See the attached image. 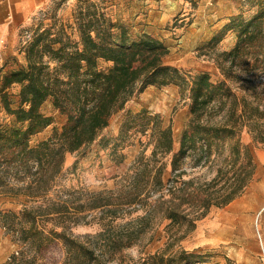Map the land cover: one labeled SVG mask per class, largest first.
<instances>
[{
	"label": "trees",
	"instance_id": "obj_1",
	"mask_svg": "<svg viewBox=\"0 0 264 264\" xmlns=\"http://www.w3.org/2000/svg\"><path fill=\"white\" fill-rule=\"evenodd\" d=\"M73 17L77 38L64 30L53 36L39 32L25 46L24 65H0V103L9 116L0 121V195L21 200L17 210H0V224L22 244L18 255L11 254L4 264H32L53 241L63 246L59 264H104L151 228L148 241L161 237L160 225L167 236L181 227L187 232L210 208L240 196L251 181L254 144L241 142L242 128L252 133L253 142L264 141L257 123L264 118V108L237 96L224 79L212 81L206 71L190 74L165 63L169 49L164 41L144 31L130 34L126 24L93 5L77 6ZM263 17L262 10L248 17L238 13L223 25L221 30L236 29L237 34L233 46L217 59L224 75L238 68L245 75L241 81L251 84L264 68ZM219 38L213 36L209 43ZM169 84L188 98L189 118L178 136L170 123L162 125L158 113L144 107L127 110L112 138L110 160H124L120 148L136 132L147 133L149 153L140 150L114 189L84 202L50 196L66 153L91 144L111 116L147 86ZM13 85L18 86L16 104L9 98ZM47 98L65 118L60 129L32 143L31 138L53 122L40 109ZM109 140L102 136L101 146ZM186 163L205 167L209 176L187 173ZM138 205L142 214L115 222L124 209L131 212ZM85 206L100 209V228L74 235L69 224L78 221ZM200 258L194 250L180 249L168 256L146 255L143 263L194 264Z\"/></svg>",
	"mask_w": 264,
	"mask_h": 264
},
{
	"label": "rangeland",
	"instance_id": "obj_2",
	"mask_svg": "<svg viewBox=\"0 0 264 264\" xmlns=\"http://www.w3.org/2000/svg\"><path fill=\"white\" fill-rule=\"evenodd\" d=\"M137 1L57 0L16 35L11 50L0 57V65L6 68L24 65L25 46L39 32L46 31L53 36L64 30L72 38H77L78 33L75 31L73 23V13L77 6L86 9L93 5L96 9L104 11L112 20H119L126 24L130 34L135 35L140 32L141 26L129 21L130 13L134 10L136 14L142 12L139 6H143L142 8L149 6L153 0ZM259 10H262L264 14V0H261L253 8H246L242 15L248 17ZM182 12V10L176 11L174 15L169 16L165 23L155 26L151 32L168 46L169 51L163 56V61L176 65L182 71L190 74L206 71L212 81L224 79L226 85L237 96H243L249 101L258 103L260 108H264V68L256 72L255 77L253 76L254 81L250 84L241 81L245 75L238 68L224 75L219 67L217 59L221 60L222 50H228L233 46L237 35L236 29L221 30L223 25L214 27L208 37L197 42L195 36L192 35L194 29L199 28H197L198 34L207 27L211 28V24L204 27L194 24L188 26L190 18L184 19L187 15L181 14ZM260 25L261 33L264 36V17L261 19ZM192 30L193 32H191ZM213 36L220 38L210 44L209 40ZM17 91V85H13L9 89V98L14 102L13 104L18 101ZM142 107L151 113H158L163 126L170 123L174 136H178L189 118L188 98L186 93L179 94L176 85L147 86L141 93L129 99L123 109L111 116L108 126L100 131L99 136L91 144L77 153H66L62 171L54 182L50 196L53 198L58 196L61 199H67L68 202H84L87 197L93 194L114 189L117 182L119 184L121 175L127 170L140 150L144 148V153L148 154L152 147V144L147 142V133L136 132L130 134L120 148L124 154V160L121 163L115 164L109 157L112 138L116 136L127 110L137 111ZM40 109L44 114L51 115L53 122L35 134L31 138L32 143L45 139L54 129H60L65 118L63 114L52 107L50 98L42 102ZM8 119L9 116L0 103V121L4 122ZM257 123L263 131L264 118L257 120ZM251 134L246 126L243 127L240 132L241 142L254 144V157L256 156L255 152L264 154V141L253 142ZM102 136L111 139L104 147L101 146ZM255 162L253 177L243 193L223 207L210 208L204 217L195 222V226L191 230L185 232L184 227H181L172 230V232L168 231L169 236H167L164 234L165 227L162 232L161 228L163 227L160 225L158 232L161 233V237L148 241V237L153 231L151 228L143 234L137 243L124 248L116 255V258L104 264H147L143 263L146 255L156 253L168 256L180 249L194 250L200 254L201 258L194 264H264V184L262 182L264 167L262 172H259L257 157H255ZM183 167L189 174L209 176L205 167L191 168L187 163L183 164ZM165 176H169L168 171ZM255 185L258 186L256 190L253 189ZM242 199L250 201L249 204L232 209V204ZM20 201L17 197L0 195V210H17L21 207ZM129 210L128 208L124 209L121 212L122 217L117 216L115 222L123 223L129 218L143 213V209L139 205L131 212ZM99 213V208L91 209L85 206L83 211L78 213V221L69 224L72 234L82 235L99 230ZM0 231L8 235L19 253L22 244L15 241L6 228ZM62 255L61 242L53 241L43 249L42 256L32 264H59ZM7 260L5 259L1 264Z\"/></svg>",
	"mask_w": 264,
	"mask_h": 264
},
{
	"label": "crops",
	"instance_id": "obj_3",
	"mask_svg": "<svg viewBox=\"0 0 264 264\" xmlns=\"http://www.w3.org/2000/svg\"><path fill=\"white\" fill-rule=\"evenodd\" d=\"M57 0H0V57L7 54L17 34L22 32L30 23L33 22L44 10L49 8ZM143 1V0H141ZM147 1V0H146ZM154 1V2H153ZM142 8V12L136 14L135 10L130 13L129 21L141 26L140 31L152 34L155 26L165 23L169 16L176 11L182 10L181 14L187 15L188 26H209L204 31L197 34L198 29H194L193 36L195 41H200L212 33L214 27L224 25L228 19L235 14L243 13L246 8H253L261 0H153ZM137 2H140L139 0ZM58 3V2H57ZM137 7V6H136ZM135 7V9H136ZM193 32V30L191 31ZM189 32V33H191ZM4 42V43H1ZM258 162V171L262 172L264 166V154L255 152ZM262 177V176H261ZM264 184V176L262 177ZM258 189V186H253ZM242 199L232 204V209L237 206H246L249 202ZM14 248L7 234L0 231V264L7 259Z\"/></svg>",
	"mask_w": 264,
	"mask_h": 264
},
{
	"label": "built area",
	"instance_id": "obj_4",
	"mask_svg": "<svg viewBox=\"0 0 264 264\" xmlns=\"http://www.w3.org/2000/svg\"><path fill=\"white\" fill-rule=\"evenodd\" d=\"M1 43H3L2 41H1ZM5 229V227L4 226H0V230H4ZM18 252H17V250L14 248L13 249V251L11 252V254H17ZM11 254H9V256L11 255ZM9 256L7 257V259L9 258Z\"/></svg>",
	"mask_w": 264,
	"mask_h": 264
}]
</instances>
